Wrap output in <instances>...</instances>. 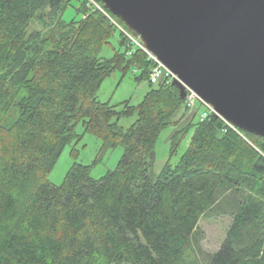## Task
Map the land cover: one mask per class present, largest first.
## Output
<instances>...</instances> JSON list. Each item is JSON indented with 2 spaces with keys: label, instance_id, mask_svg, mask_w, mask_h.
Returning <instances> with one entry per match:
<instances>
[{
  "label": "trees",
  "instance_id": "trees-1",
  "mask_svg": "<svg viewBox=\"0 0 264 264\" xmlns=\"http://www.w3.org/2000/svg\"><path fill=\"white\" fill-rule=\"evenodd\" d=\"M68 3L0 0V264H187L199 219L228 198L233 220L206 264H264V150L251 142L264 138L192 115L172 137L192 126L188 149L152 175L157 135L184 99L171 82L150 83L145 53L128 55L125 35V53L102 58L115 26L85 3L80 22H64ZM124 64L150 84L135 109L97 98ZM79 122L123 154L99 179L75 164L54 185L48 173Z\"/></svg>",
  "mask_w": 264,
  "mask_h": 264
},
{
  "label": "water",
  "instance_id": "water-1",
  "mask_svg": "<svg viewBox=\"0 0 264 264\" xmlns=\"http://www.w3.org/2000/svg\"><path fill=\"white\" fill-rule=\"evenodd\" d=\"M212 116L264 138V0H99Z\"/></svg>",
  "mask_w": 264,
  "mask_h": 264
},
{
  "label": "rangeland",
  "instance_id": "rangeland-1",
  "mask_svg": "<svg viewBox=\"0 0 264 264\" xmlns=\"http://www.w3.org/2000/svg\"><path fill=\"white\" fill-rule=\"evenodd\" d=\"M83 3L88 5L89 0H69L62 13V20L64 22H80L83 15L77 9ZM120 24L125 27L122 23ZM123 35L119 28L115 27L108 42L101 47L100 56L111 59L117 54H124L126 46L121 44ZM134 70L136 73L133 72ZM141 73V69L135 65L124 64L122 67L115 68L109 75L102 78L97 90L98 100L115 106L116 109L123 106L135 109L150 88L149 82L141 76ZM136 77H140V79L138 80ZM205 110V106L199 104L198 101L194 103L192 109L186 108L183 104L176 110L172 123L165 126L157 135L155 157L150 169L152 175L159 174L165 164L174 165L178 162L181 155L188 149L193 127L191 126L182 133L176 143L172 140L175 130L192 115L193 124L197 123ZM135 118L136 115L133 110L132 113L120 117L118 123L127 129L135 121ZM75 135L63 148L48 173V179L54 185H62L68 170L75 164L88 166L90 176L93 179H99L107 172L117 168L123 154V147L120 144L112 148H104L100 138L85 131L82 122L76 125ZM252 141L256 142L258 147L255 148L261 153L260 149L264 150V141L258 138ZM261 154L264 156L263 153ZM232 201V198H228L227 201H218L209 212L199 219L196 234H192L191 245L185 253V263L206 264L208 256L219 249L233 220L234 207Z\"/></svg>",
  "mask_w": 264,
  "mask_h": 264
},
{
  "label": "built area",
  "instance_id": "built-area-1",
  "mask_svg": "<svg viewBox=\"0 0 264 264\" xmlns=\"http://www.w3.org/2000/svg\"><path fill=\"white\" fill-rule=\"evenodd\" d=\"M88 6H91L95 9L101 11L106 17H108V19L110 20V23L112 25H114L115 27L119 28V30L122 32V34L125 35V37L128 39V44H127V49H128L127 54L128 55H131V53L133 52V50L135 48L139 49L143 53H145L147 60L150 63V67H149V81H150V83L155 84L161 80L171 82L173 80L174 75L157 59V57L154 54L147 51L143 47L142 43L140 42V40L137 38V36L133 32L128 30L126 27H122L120 22L116 18H114L113 15L111 13H109V11L107 9L104 8L102 3H99L96 0H89ZM196 101L201 102V104H203L206 108V110L200 115V120H204L205 118H207L209 115L212 114L213 110H212L211 106L202 102L196 96V94L194 92H192L190 89H187L186 96L184 98L185 107L192 109L194 107V103ZM225 123L230 128L237 131L238 133H241V131L238 128L232 126L231 124H229L227 122H225Z\"/></svg>",
  "mask_w": 264,
  "mask_h": 264
}]
</instances>
